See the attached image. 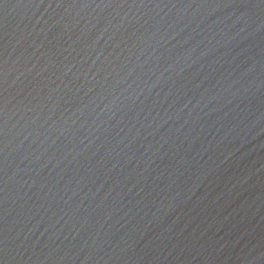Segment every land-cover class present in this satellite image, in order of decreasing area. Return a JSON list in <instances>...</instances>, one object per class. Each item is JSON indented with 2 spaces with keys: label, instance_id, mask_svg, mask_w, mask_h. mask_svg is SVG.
Listing matches in <instances>:
<instances>
[{
  "label": "water",
  "instance_id": "1",
  "mask_svg": "<svg viewBox=\"0 0 264 264\" xmlns=\"http://www.w3.org/2000/svg\"><path fill=\"white\" fill-rule=\"evenodd\" d=\"M0 264H264V0H0Z\"/></svg>",
  "mask_w": 264,
  "mask_h": 264
}]
</instances>
